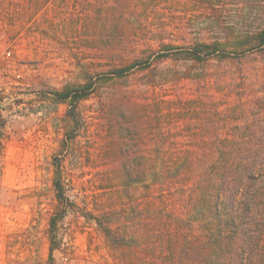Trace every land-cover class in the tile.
<instances>
[{
  "label": "rangeland",
  "instance_id": "1",
  "mask_svg": "<svg viewBox=\"0 0 264 264\" xmlns=\"http://www.w3.org/2000/svg\"><path fill=\"white\" fill-rule=\"evenodd\" d=\"M4 10L0 264H216L213 180L205 174L197 198L183 174L215 176L229 151L264 144L248 143L264 135V0H14ZM199 43L213 51L193 59Z\"/></svg>",
  "mask_w": 264,
  "mask_h": 264
},
{
  "label": "trees",
  "instance_id": "2",
  "mask_svg": "<svg viewBox=\"0 0 264 264\" xmlns=\"http://www.w3.org/2000/svg\"><path fill=\"white\" fill-rule=\"evenodd\" d=\"M13 5L14 0H0L1 10ZM18 10L7 9L10 12L4 10V13L14 19L21 14ZM208 45L199 43L186 52L193 59H203L213 51L211 48L207 53H203V49H208ZM56 95L66 99L72 94L64 91ZM248 138V143L254 145L264 143V135L260 137L249 135ZM241 151L235 149L229 151L220 174L215 176H210L209 171L203 168L187 169L183 174L185 180L189 176L195 177L194 189L197 198H205L202 188L205 174H208L209 181L213 180L206 192L208 202L206 211L212 224L211 255L218 261L216 264H264V144L258 148L247 146L243 152ZM152 172L153 170L148 167L143 169L147 176L152 175ZM125 173L129 175V168L125 169ZM54 185L59 187L57 181ZM96 221L110 241L116 239L108 225L109 218L105 222L98 218ZM52 251L53 247L50 246V258Z\"/></svg>",
  "mask_w": 264,
  "mask_h": 264
}]
</instances>
